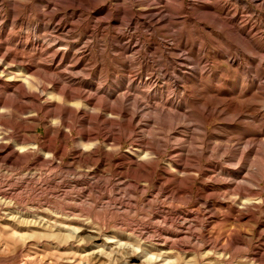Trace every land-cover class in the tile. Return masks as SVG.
<instances>
[{"label": "rangeland", "instance_id": "rangeland-1", "mask_svg": "<svg viewBox=\"0 0 264 264\" xmlns=\"http://www.w3.org/2000/svg\"><path fill=\"white\" fill-rule=\"evenodd\" d=\"M3 57L0 264H264V0H0Z\"/></svg>", "mask_w": 264, "mask_h": 264}, {"label": "bare ground", "instance_id": "bare-ground-1", "mask_svg": "<svg viewBox=\"0 0 264 264\" xmlns=\"http://www.w3.org/2000/svg\"><path fill=\"white\" fill-rule=\"evenodd\" d=\"M5 56V55H4ZM3 61V64L4 65H6L7 67H8V65L6 64V62H8L7 61V58H5V57H3V59L2 60H0V63ZM14 62H16V61H14ZM19 62V61H18ZM16 65V64H15ZM6 67V68H7ZM11 67V66H10ZM1 69L0 68V77L2 76V75H4V74H7L8 73V69ZM27 72H28V70H27V68H24ZM11 70V69H10ZM26 72V73H27ZM31 74V73H30ZM7 76V75H6ZM32 76L34 77V78H39V79H41L43 82H45V80H48L49 79V77H47V79H45V80H43V78L41 77V76H43L42 74H41V76H40V74H33L32 73V75L30 76L31 78H32ZM12 77V76H11ZM26 78V77H25ZM5 79H6V77H5ZM23 79V78H22ZM2 80V79H1ZM9 80V79H8ZM13 80V79H12ZM36 80V79H35ZM51 79H49V85H50V88H51V90L52 91H55L56 93H57V95H58V100L60 101V102H62L63 104L65 103H67L68 101H70L71 99H80L83 103H84V108H86V106H92V107H94V109L93 110H96V111H99V112H104V113H107V114H109L110 116H118V117H120V118H123V117H125L126 116V114H125V112H123L122 111V109H115V108H113V107H111V106H105V105H100V104H92V102L88 99V98H84L83 97V95H75V96H72L71 95V93L69 94V93H66L63 89H60L59 87H58V85L56 84V83H54V82H52V81H50ZM15 82V81H14ZM12 83V82H11ZM30 84V83H29ZM30 88V87H29ZM41 88H42V86H41ZM47 88V87H46ZM50 90V91H51ZM36 91V90H35ZM44 91V90H43ZM45 92V91H44ZM47 92V91H46ZM37 93V92H36ZM39 93V92H38ZM48 93V92H47ZM34 94V93H33ZM40 96V95H39ZM43 96V95H42ZM46 96V95H45ZM36 97V96H35ZM40 98V97H39ZM46 98V97H45ZM34 99V98H33ZM41 99V98H40ZM47 99V98H46ZM43 101H44V99H43ZM50 101V100H49ZM1 103V102H0ZM132 106L134 107V108H137L136 107V103H133L132 104ZM8 108H10L9 110H14L15 109V107L14 106H8ZM8 112H10V111H8ZM109 116V117H110ZM117 117V118H118ZM113 118V117H112ZM59 119L61 120V121H63V122H65V120L67 119H65V115H63V114H61V115H59ZM124 119V118H123ZM132 119V118H131ZM59 121V120H58ZM68 122V121H67ZM68 125V124H67ZM69 126V125H68ZM82 135V134H81ZM81 139L82 140H84V139H86V142H91L92 141V139L91 138H89L88 136L85 138V136H81ZM95 144V143H94ZM93 145V144H92ZM95 146V145H94ZM92 147V146H91ZM5 149V148H4ZM94 149V148H93ZM95 150V149H94ZM25 151H28V149L27 150H25ZM24 152V151H23ZM147 152V151H146ZM156 151L154 150V148L152 147V148H149L148 149V152L146 153L147 155L143 158V159H147V160H150L151 159V157L150 156H153V154L155 153ZM156 155V154H155ZM80 159V158H79ZM142 159V160H143ZM146 160V161H147Z\"/></svg>", "mask_w": 264, "mask_h": 264}]
</instances>
